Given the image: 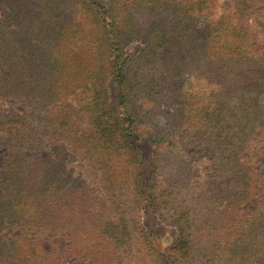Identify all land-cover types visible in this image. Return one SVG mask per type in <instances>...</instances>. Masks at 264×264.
<instances>
[{
	"label": "trees",
	"instance_id": "trees-1",
	"mask_svg": "<svg viewBox=\"0 0 264 264\" xmlns=\"http://www.w3.org/2000/svg\"><path fill=\"white\" fill-rule=\"evenodd\" d=\"M222 1L0 0V264H264V0Z\"/></svg>",
	"mask_w": 264,
	"mask_h": 264
},
{
	"label": "rangeland",
	"instance_id": "rangeland-1",
	"mask_svg": "<svg viewBox=\"0 0 264 264\" xmlns=\"http://www.w3.org/2000/svg\"><path fill=\"white\" fill-rule=\"evenodd\" d=\"M222 3L224 6L226 4V1L223 0ZM223 6H221L219 8L220 11L223 10V8H224ZM140 48L141 47H139L138 45H133L132 48L128 50V52L130 54H136V53H138ZM112 92H113V94L115 93L114 90ZM150 155H151L150 147L148 145H144L142 159L146 164L150 160ZM194 161L201 168L202 176H203L205 174V171H206L205 169L208 165L207 161L203 157L200 158V157H196V156H195ZM70 167L72 168V175H76V176L80 175L81 177L87 179L90 183H92L93 186H96L94 184L93 177L88 172V167H86L84 164H82V162H80V161L73 162L70 165ZM142 222L149 230H151L153 232L155 242L160 248L164 249L165 247L171 245L174 242L175 237H174L173 229L169 228V227H165L163 225H159L155 216L152 215L150 212H148V210H145L142 213ZM42 239H43L44 244L47 246H53L54 241H59V244L61 246L65 243L62 238H60V239L59 238L49 239L47 237H42Z\"/></svg>",
	"mask_w": 264,
	"mask_h": 264
}]
</instances>
